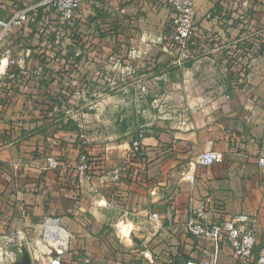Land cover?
Listing matches in <instances>:
<instances>
[{
  "label": "crops",
  "instance_id": "crops-1",
  "mask_svg": "<svg viewBox=\"0 0 264 264\" xmlns=\"http://www.w3.org/2000/svg\"><path fill=\"white\" fill-rule=\"evenodd\" d=\"M39 1L0 0V16ZM194 6L202 30L178 50L168 49L174 15L166 0H88L59 47L51 9L30 12L21 31L5 37L3 51L7 46L22 56L29 81L23 91H6L17 66L0 75V237L52 216L73 236L64 264H238L228 244L213 257L214 245L188 231L191 207L205 203L227 215L256 214L254 256L264 254V166L258 165L264 158V53L248 42L249 35L264 33V0H194ZM14 37L24 45L9 44ZM61 47L63 58H51ZM117 67L127 68L129 79L151 75L145 71L153 67L151 78L168 82L157 103L167 120L142 125L146 137L136 162L128 148L137 125H73L70 116H60L59 99L71 104L76 97L65 95L69 84L111 81L115 71L106 75V69ZM77 93L82 100L95 95ZM37 99L46 105L37 106ZM156 146L170 150L156 153ZM209 149L221 151L224 161L199 164ZM86 150L97 158L93 178L76 170ZM52 155L61 156L62 165L45 169ZM118 165L138 169L113 183ZM121 225L129 226L128 237Z\"/></svg>",
  "mask_w": 264,
  "mask_h": 264
},
{
  "label": "built area",
  "instance_id": "built-area-1",
  "mask_svg": "<svg viewBox=\"0 0 264 264\" xmlns=\"http://www.w3.org/2000/svg\"><path fill=\"white\" fill-rule=\"evenodd\" d=\"M88 0H41L28 8L15 11L8 17L0 16V75H4L7 69L16 65L20 70H24V62L12 60L6 57L3 59V40L8 35L20 32L24 27L30 12H36L38 8L52 10L55 25V44H60L65 33L71 34L76 30L77 10ZM174 14V31L168 39V49L178 50L188 47L193 42L202 28L195 21L196 11L194 0H166ZM0 4V9L4 8ZM144 133L139 132L131 141L129 157H136L142 150ZM224 154L221 151L209 149L203 151L197 162L201 165H213L222 163ZM61 160L57 155L47 157L45 169L54 170L61 166ZM258 165L264 166V158L258 159ZM122 165L112 169L110 180L117 183L121 179ZM88 169V154L84 151L78 155L76 170L80 175H86ZM215 211L216 216L212 217L210 212ZM191 218L186 226L193 237L209 240L214 245L213 257L221 249L223 244H228L232 253L237 257L238 264H250L256 260L257 264L264 263V254L254 256L256 244V227L258 223L257 215L252 213H226L213 210L205 203L191 207ZM151 219L157 221L158 213L153 212ZM41 223L42 238L53 244V255L49 264H63V257L69 250L73 236L68 233L60 224L59 217H44ZM86 262L89 259L85 260ZM185 264H214L211 260H188Z\"/></svg>",
  "mask_w": 264,
  "mask_h": 264
},
{
  "label": "rangeland",
  "instance_id": "rangeland-1",
  "mask_svg": "<svg viewBox=\"0 0 264 264\" xmlns=\"http://www.w3.org/2000/svg\"><path fill=\"white\" fill-rule=\"evenodd\" d=\"M251 13L252 11L250 10L249 15H251ZM249 31L251 33V30ZM15 34L12 36H15ZM17 40L18 39L14 37L13 42H10V39L8 43H12L14 47H19L18 45H22V42L19 43ZM248 42H255L257 45H259V47L262 46L264 48V33L249 35ZM55 45L58 47L60 46L59 43ZM7 48L9 47L6 46L5 51H3V59L6 57L8 60L12 59L15 61L21 59L22 56L15 54L16 51L12 52ZM16 50L17 53L21 52L19 49ZM59 50L60 54H62L60 57L63 58V53H61L63 48ZM239 56L242 57L241 55ZM239 60H241V58ZM113 71H115V78H112L111 81H108L104 78L101 81L89 84V87L87 84L81 82L69 84L68 86V82H61L63 87H68V93L65 95L72 96L74 94L76 97L73 98L74 102L71 104H68L67 98L59 99L60 105L63 106L61 108L62 113L60 116H70L73 125H76V123L81 124L82 122L84 125H137L136 130L132 131V134L134 135L133 137H135L139 132H143V140H145L146 131L145 127L142 125H156L160 124L159 121L167 120L164 118L167 117L166 113L164 111H160V107L157 105V103L160 102L158 93L162 90L164 91L169 89L167 87L168 82H166L163 78L153 80L151 76L157 72L153 67L149 71H145L147 73L150 72L151 75H146L147 77L143 76L141 78L138 77L139 74H136L131 75V79H129V75L127 74L128 69L125 67H117L114 69L108 68L106 69V75L112 74ZM116 75H119V77ZM240 77L241 80L238 82V88L242 90L240 85L243 84L244 75ZM81 90L89 91L90 94L95 93V95L86 96L84 100H82L80 94L77 93ZM68 105H73V107L67 108ZM82 107L85 111L84 116L82 115ZM168 124L170 125V123H167V125ZM63 125L65 124L63 123ZM156 148H158L156 153H166L168 152L167 149H169L167 146H156ZM119 228L122 230V235L124 234L128 237L130 232L129 226L121 225ZM128 242L129 240L123 242L126 243V247ZM22 248H26L28 251L32 264H43V261H47L48 259L50 262V258L53 255L54 249L52 243H49L42 238L41 223H38L37 226L33 227L29 231L15 230L13 233H9L4 237H0V264H9L7 261L8 257L6 260L7 262L4 260V257L6 256H14L12 259L18 261ZM63 260L64 264L66 260L65 256L63 257Z\"/></svg>",
  "mask_w": 264,
  "mask_h": 264
},
{
  "label": "trees",
  "instance_id": "trees-1",
  "mask_svg": "<svg viewBox=\"0 0 264 264\" xmlns=\"http://www.w3.org/2000/svg\"><path fill=\"white\" fill-rule=\"evenodd\" d=\"M199 34L200 33H198L196 35V38L199 36ZM261 52L264 53V48L263 47L261 48ZM40 55H42V54H40ZM60 56H61L60 52L59 51H55L51 55V58H59ZM241 56H244V54L241 55ZM46 57H48V55ZM44 58H41L40 57L41 60H43ZM72 67L73 66L70 67V65H69L67 68L70 69ZM10 70H11V72L14 73V75H13L12 79L9 81L8 87H7V90L6 91H12V92H15V91H17V92L23 91L22 88L28 86V81H29L28 74L26 72L24 73L23 70H20L18 67H15V68L11 67ZM239 78H241V77H239ZM39 83H40V85L41 84L42 85L43 84H46L44 82H39ZM34 103L37 106H44V105H46V103H44V99H37V100H35ZM42 116L44 117V116H46V114H44V115L42 114ZM67 123H69V121H67ZM82 148L83 147H79V149H82ZM86 153L88 154V169H87V174H88V176H90V178H93V176L95 175L96 170H98L96 168L97 158H96V155L91 154L87 150H86ZM57 156L60 158V160L62 162L61 156H59V155H57ZM141 157H142L141 156V153H139L136 157L131 158V161L136 162V160L138 158H141ZM137 169H138L137 167H132L131 168V165H130L129 168L127 167V165L126 166L124 165L122 167L121 179H123V178L124 179H129L130 178V175L129 174H132L131 171H133V170L136 171Z\"/></svg>",
  "mask_w": 264,
  "mask_h": 264
},
{
  "label": "water",
  "instance_id": "water-1",
  "mask_svg": "<svg viewBox=\"0 0 264 264\" xmlns=\"http://www.w3.org/2000/svg\"><path fill=\"white\" fill-rule=\"evenodd\" d=\"M11 264H32L31 257L26 248L21 249V254L18 258V261L16 260Z\"/></svg>",
  "mask_w": 264,
  "mask_h": 264
},
{
  "label": "bare ground",
  "instance_id": "bare-ground-1",
  "mask_svg": "<svg viewBox=\"0 0 264 264\" xmlns=\"http://www.w3.org/2000/svg\"><path fill=\"white\" fill-rule=\"evenodd\" d=\"M7 257H8V260H7ZM12 258H14V256L13 257H11V256H6V257H4V260L6 261H8L9 262V264L13 261V259ZM6 261V262H7Z\"/></svg>",
  "mask_w": 264,
  "mask_h": 264
}]
</instances>
